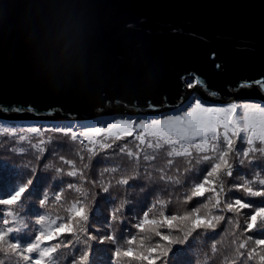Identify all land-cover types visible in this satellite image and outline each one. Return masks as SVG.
<instances>
[{
	"label": "snow or ice",
	"instance_id": "obj_1",
	"mask_svg": "<svg viewBox=\"0 0 264 264\" xmlns=\"http://www.w3.org/2000/svg\"><path fill=\"white\" fill-rule=\"evenodd\" d=\"M199 83L195 80L188 87ZM253 83L264 91V80ZM148 107L154 106L149 103ZM4 111L22 113L34 109L14 106ZM53 133L67 137L75 145V155L82 167L77 160L65 158L52 147L43 170L54 175L37 178L40 161L53 145ZM242 133V147L238 150L236 143ZM129 137L134 147H129L128 142L121 143ZM13 141L16 146L11 148L12 152L32 155L34 160L24 165L28 176L22 182L15 179L19 173L0 168V264H64L67 256L60 260L56 255L61 249H68L67 255L72 257L67 264H92L93 242L115 246L107 264H157L158 261L167 264L174 245L186 243L193 233H216L225 221V213L234 214L228 221L233 226L231 243L226 251L218 248L223 237L211 243L210 251L197 254L202 257L200 264L209 261L217 264V257L219 264H264V106L261 104L215 105L190 98L155 117L107 119L95 124L81 121L48 129L0 124V147ZM161 152L166 154L165 166L154 167ZM97 156L105 161L124 156L135 167L128 172L119 164L106 166L89 179L86 170ZM237 158L240 165L250 169V176L237 170L232 186L226 188ZM57 159L61 166H56ZM177 159L184 161L182 169L176 166ZM157 180L164 185L162 191L169 198L157 195L150 206L143 205L146 210L141 215L126 220L125 209L131 203L128 189L135 188L131 182H143L139 190L144 192ZM51 181H58L56 191L52 190ZM113 187L124 188V198L116 201L105 195L112 208L103 218L101 213L95 214L96 223L103 230L95 228L90 223L89 201L95 195L92 189L110 194ZM178 190L182 191L183 199L174 194ZM65 192L73 194L70 201L65 198ZM237 192L239 198L228 195ZM25 194L33 201L30 215L21 211ZM244 197L249 198L247 202ZM198 198H206L207 202ZM194 200L191 210L166 214L169 205H188ZM245 209L247 213H243ZM242 213L246 216V227L237 235L235 229L240 228L237 217ZM120 224L135 229L136 234L126 239L121 234L118 239L114 225ZM248 233H256L260 238Z\"/></svg>",
	"mask_w": 264,
	"mask_h": 264
},
{
	"label": "water",
	"instance_id": "obj_2",
	"mask_svg": "<svg viewBox=\"0 0 264 264\" xmlns=\"http://www.w3.org/2000/svg\"><path fill=\"white\" fill-rule=\"evenodd\" d=\"M69 17L80 64L52 75L37 45ZM190 77L212 100L256 99L234 92L264 80V0H0L2 110L81 120L122 101L163 113L190 97Z\"/></svg>",
	"mask_w": 264,
	"mask_h": 264
},
{
	"label": "trees",
	"instance_id": "obj_3",
	"mask_svg": "<svg viewBox=\"0 0 264 264\" xmlns=\"http://www.w3.org/2000/svg\"><path fill=\"white\" fill-rule=\"evenodd\" d=\"M197 92L204 94L203 88L200 87L199 84H196ZM251 85V86H247ZM188 90V88H187ZM189 94V92H188ZM236 97H252V98H258L261 100H264V95L261 92V89H259V86L254 83H245L243 86L239 88L237 92H235ZM139 114V116H142L141 113H143L141 110H135L133 108H128L126 102H116V106L113 107V105L108 104L106 107H103L102 109L95 112L94 117L88 118L90 122L96 123L99 119V115H105L109 117L113 116H120V114ZM66 115L63 114V111L60 107H58L56 110H52L45 114H39L35 113L33 111L29 112H22V113H9L5 112L4 110L0 109V122L3 124L11 125V126H18L19 124L25 125V124H33L37 125V127H43V128H52L57 125L66 124L67 121L73 120V119H67L65 117ZM64 120V121H63ZM81 120H87V119H81ZM21 127V126H19ZM53 145H50L48 150L45 152V157L40 161V167L37 170L36 177H40L41 175L51 177L54 175L51 171H44L43 170V164L48 161V158L51 155L52 147H56L57 150L61 155H64L67 159H75L77 160L78 166L82 165L79 162L78 157L75 155V145L72 144L67 137H64L58 133H53ZM242 134H241V140H237L236 146L237 149L240 150L242 147ZM35 142V141H34ZM128 142L129 147H134L132 143V138H126V141H122L121 143ZM16 146V142L13 141L11 143H5L4 147H0V168H6L7 170L15 173H19L15 177L17 182H22L25 178L28 176V171L24 167V165L27 163L28 160H34V156L32 155H21L20 153H14L11 151V148ZM243 147H246V145H243ZM34 151V150H33ZM165 160H166V154L164 152L159 153L158 160L155 163L154 167H161L165 166ZM56 166H61L60 161L56 160ZM85 163H87V160H85ZM121 165L126 171L130 172L133 170L135 165L124 156L120 157H113L111 161H105L101 159V156L95 157L91 161V166L89 169L86 170V175L89 179H93L97 176L98 171L101 170L103 167H111L115 165ZM176 166L180 167L181 169L184 166V161L182 159L176 160ZM67 170V166H65ZM237 170L241 175H249L250 176V169L244 165H240L238 163L235 164V170L233 173V177L227 178L226 188H230L232 186V183L237 175ZM66 180H70L71 178L65 177ZM35 184V180L33 181ZM53 187L52 190L56 191V183L58 181H51ZM113 183H115L113 181ZM135 184V188H129L127 198L131 201V203L127 206L125 209V216L126 220H134L135 217L141 215L143 210H146L143 208V205L145 203L148 204V206L151 205L152 201L157 197V195L161 196L163 199H168L169 195L166 192H163L162 189L164 188L163 184H159L158 180L156 184L150 185L146 191L141 192L139 189L140 187H143V182H131ZM45 190H47V186H45ZM92 191L95 193L94 198L89 201V206L92 209V216H90V223L95 228H101L102 225L99 223H96V217L95 214L97 212L101 213L103 218L104 216H107L108 213H110L112 204L105 200V195H110L112 198H114L116 201H119L124 198L125 189L124 188H117L113 187L110 191V194H104L99 191L98 188L92 189ZM177 196H180L181 199H183L182 191H175L174 193ZM65 198L69 201L73 198V194L71 192H65ZM229 196H232L233 198H239L240 193H228ZM202 202L206 203V198H198ZM245 201L249 198L244 197ZM32 199L28 197L27 194H25V199L23 203V208L21 211L26 214L30 215V208L32 206ZM195 203V200L192 202H189L188 205L179 204V205H169V208L166 209V214L173 213V212H179L183 213L185 210H191V205ZM199 206V205H197ZM248 210H243V213H247ZM241 214L239 217H237L240 228L235 229L237 232V235H239L240 232H243L244 228L246 227L245 220L246 216L244 214ZM61 215H63V212H60ZM234 214L231 213H225V221L221 223L220 227L216 230V233H202L200 235H197L196 233H193L192 237H189L188 241L184 244H177L174 245L172 248V251L168 254L167 257V264H182V262H187V264H200V261L202 257L198 256L197 254L201 251H210V245L211 243H214L216 240H220L221 237H223L222 243L218 245V248H221L223 250H227L228 246L231 243L232 236L230 235V232L233 230V226L228 223L230 219L233 218ZM32 219H35L32 217ZM114 228L116 229V235L117 238L120 239L121 234H123L124 238H128V236L135 235L136 230L132 229L130 226L126 227L125 224L120 225H114ZM103 230V229H102ZM250 235H253L254 238H260L256 233H248ZM121 244L123 243V240H120ZM114 245L105 242L104 244H98L96 242H93L92 244V256L91 261L92 264H107V262L111 261L112 259V250L114 249ZM68 249H61L57 255L58 259L64 260V257L67 256V260H64V264H67V261H70L72 257L70 255H67ZM219 257H217V264H219ZM159 264V261L157 262ZM209 264H212V261H209Z\"/></svg>",
	"mask_w": 264,
	"mask_h": 264
},
{
	"label": "clouds",
	"instance_id": "obj_4",
	"mask_svg": "<svg viewBox=\"0 0 264 264\" xmlns=\"http://www.w3.org/2000/svg\"><path fill=\"white\" fill-rule=\"evenodd\" d=\"M37 47L44 70L49 74H71L80 64L81 44L70 17L46 31ZM191 91L189 96L193 93Z\"/></svg>",
	"mask_w": 264,
	"mask_h": 264
},
{
	"label": "rangeland",
	"instance_id": "obj_5",
	"mask_svg": "<svg viewBox=\"0 0 264 264\" xmlns=\"http://www.w3.org/2000/svg\"><path fill=\"white\" fill-rule=\"evenodd\" d=\"M188 80L190 82L188 81L186 87L188 89L192 90L191 92H193V93H192V95L185 102H187L190 98H199L202 101H205V102H207L209 104L224 105L226 103H229V102H219V101H215V100H212L210 98H207L205 96L200 95L201 93L197 92L198 90L196 88V86H197L196 84L193 87H191V88L188 87V84L189 83H193L195 81V79L188 78ZM189 94H190V92H189ZM231 102H233V101H231ZM235 102H237V103H258V104H261L262 106H264V100H261V99H258V98L257 99H245V100H240V101H235ZM170 111H172V110H170ZM170 111H168V112H170ZM164 113H167V112H163V113H152V114H144L143 113L141 115L142 116H153V117H155V116H160V115H162ZM138 116H139V114H128V113L127 114H120V116H117L116 115V116H113V117L112 116L109 117V116H105V115H101V116L99 115V118H98L99 120L96 123H98V122H100L102 120H107V119L129 118V117H138ZM64 120L66 121L68 119H64ZM81 121L90 122V120H88V119L87 120L73 119V120L67 121L66 124L67 123H73V124H75V123L81 122ZM90 123H92V122H90ZM0 124H3V123L0 122ZM3 125L4 126H11V125H7V124H3ZM18 126L27 128V127H33V124L32 125L31 124H25V125L19 124ZM34 126L37 127V125H34ZM242 136H243V133H242Z\"/></svg>",
	"mask_w": 264,
	"mask_h": 264
},
{
	"label": "flooded vegetation",
	"instance_id": "obj_6",
	"mask_svg": "<svg viewBox=\"0 0 264 264\" xmlns=\"http://www.w3.org/2000/svg\"><path fill=\"white\" fill-rule=\"evenodd\" d=\"M191 78V77H190ZM193 79H195V78H193ZM188 80V79H187ZM196 80V79H195ZM189 81V80H188ZM190 82V81H189ZM245 83H253V82H247V81H245L244 83L242 82L241 84H240V86H239V88L243 85V84H245ZM255 84V83H254ZM199 85H200V83H199ZM201 86V85H200ZM259 86V85H258ZM202 87V86H201ZM203 88V91H204V93H205V88L204 87H202ZM239 88H238V90H239ZM237 90V91H238ZM237 91H235V92H237ZM234 92V93H235ZM200 95H202V96H205V94H200ZM206 97V96H205Z\"/></svg>",
	"mask_w": 264,
	"mask_h": 264
}]
</instances>
